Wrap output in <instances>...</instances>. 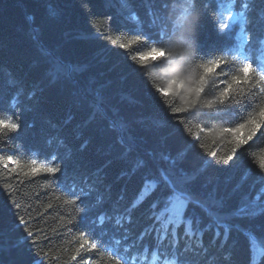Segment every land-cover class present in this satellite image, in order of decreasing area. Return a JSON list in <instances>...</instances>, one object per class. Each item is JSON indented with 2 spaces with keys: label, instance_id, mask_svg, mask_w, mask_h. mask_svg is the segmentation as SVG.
<instances>
[{
  "label": "trees",
  "instance_id": "trees-1",
  "mask_svg": "<svg viewBox=\"0 0 264 264\" xmlns=\"http://www.w3.org/2000/svg\"><path fill=\"white\" fill-rule=\"evenodd\" d=\"M181 3L197 17L190 36L194 62L237 55L239 22L230 21L227 37L215 27L231 5L233 15L245 11L249 20L245 56L264 64V45H252L264 10L259 0ZM183 7L169 5L164 25L157 0H0V121L19 125L0 135V161L12 156L28 172L9 173L0 164V264H82L80 256L72 259L81 233L98 245L82 253L89 264H115L114 253L123 255L126 246L116 240L127 233L128 244H139L156 227L144 242L158 243L171 211L159 220L151 217L178 201L188 207L170 231L179 235L185 264H264V214L250 218L239 212L264 205V122L258 119L250 136L249 128L239 137L223 132L246 123L260 100L248 108L208 109L203 101L218 92L210 78L200 102L190 107L160 83L159 54L146 55L152 47L164 48L170 13ZM200 45L223 51L204 56ZM164 169L173 179L190 180L192 203L179 195L165 200ZM154 202L161 207L153 210ZM148 264L163 261L149 253Z\"/></svg>",
  "mask_w": 264,
  "mask_h": 264
},
{
  "label": "snow or ice",
  "instance_id": "snow-or-ice-1",
  "mask_svg": "<svg viewBox=\"0 0 264 264\" xmlns=\"http://www.w3.org/2000/svg\"><path fill=\"white\" fill-rule=\"evenodd\" d=\"M157 2L163 5L162 11L164 12V16L162 18V23L167 25L169 20V5L172 6V10L175 9L177 5L183 7L181 0H157ZM259 3L264 4V0H259ZM190 6L191 4L190 0ZM249 3L245 2L243 7L245 10L249 8ZM215 11V10H213ZM183 13L185 16L189 14V8L183 7ZM135 19V16L133 17ZM230 21L232 23L239 22V46L236 49L237 55H233L231 61H225L221 56H215V58L207 59L206 62L200 63L201 67V78L199 85L196 87L195 95L190 96L188 100V105L190 107H195L200 102L201 94L205 92V85L208 83V80L215 79L217 82L218 92L213 98L207 99L203 101V105L208 109H212L214 105H239L241 108L252 107V101L257 99L260 100V107L258 112L253 109V113L248 116L246 123L239 124L235 128H224V133H234L237 137L241 130L245 128H249V136L256 131L259 127L258 119L261 122H264V64L257 65L253 59H250L245 56V44L249 43L248 37L245 35V25H249V20L246 19L245 11H240L233 15L231 13V5L228 8V14H221V18L218 23H215L216 30L218 34L225 35L227 37L228 30L230 29ZM257 22L259 23V31L253 30L252 36V45H264V10L259 12L257 17ZM250 27H255V25H250ZM136 40H139L140 37H135ZM198 51L202 53L204 56H208L215 51H223V49L209 48L204 50V46L200 45ZM159 54V58L162 60L165 59L167 53L164 51V48L152 47L151 50L146 53L147 56H151L155 59L154 54ZM241 57L238 60V67H236L234 72H228L227 68L233 62H237V58ZM158 91L163 92V95L168 96L170 93L165 89H157ZM19 125L15 122L9 121H0V135H3L7 132H15ZM203 131V129H202ZM14 164L15 167L9 169V164ZM3 168L8 170L9 173L20 171L24 175H28V172L24 171V166L18 161L14 160L12 156H8L5 160L0 161ZM31 171L36 173L38 171L37 161L32 160L30 162ZM49 172H55L57 169L55 168H47ZM164 175L160 176V184L165 189V200L173 195H179L182 200L187 199L189 203H192L190 198L193 196V192L190 187V180L186 178L184 175H178L176 179H173L170 175H168L167 169L162 170ZM7 187V185H5ZM161 203L154 202L152 204L153 210L159 209L161 207ZM195 204H199V201H195ZM19 207V205H16ZM188 204L182 203L180 201L177 202L174 208L168 209L166 206L164 211L160 212L159 216L153 214L151 218L156 220L160 219V216H163L165 212L171 211V216L167 218V223L162 225L163 235H158L155 239L157 242H144V236L150 235L152 232H158L159 229L156 227H152L149 230H146L139 238V244L133 241L131 244H128L129 236L125 233L120 239L116 240V244L119 246L122 243L126 246L123 248V255L119 254V250L114 253L115 264H148V254L154 253V259L159 258L163 261V264H185V261L182 259L181 248L179 246V235L173 230L170 231V226L175 219L177 223H179V217L184 214ZM83 211V209H82ZM240 214H246L250 218H255L258 215L264 214V205H262L258 210L254 209L249 211L247 208H241L239 210ZM196 223H200L199 220L195 221ZM19 223L21 225L25 224L23 217L19 218ZM105 223V218L101 217L100 224L101 227ZM226 228L229 225H224ZM116 227H122V222L117 220ZM202 229L201 231H204ZM33 233L29 231L27 233L28 237H31ZM173 237L172 241L169 242L165 246V241L168 237ZM217 236H219V232H217ZM80 239L82 243L80 247L76 250V256H73L72 259L75 260L77 256L81 257L82 264H89V261L85 259L82 253L90 252L93 249H97L98 245L95 242H89L88 234L81 233ZM225 240H227V236H225ZM35 243V242H34ZM132 249L137 250V255L132 254ZM188 246L185 245L184 251H187ZM144 253V260L141 262L139 259V254ZM171 256L172 259L169 261L168 257ZM33 264H41L40 260H36ZM226 264H230V261H226Z\"/></svg>",
  "mask_w": 264,
  "mask_h": 264
},
{
  "label": "clouds",
  "instance_id": "clouds-1",
  "mask_svg": "<svg viewBox=\"0 0 264 264\" xmlns=\"http://www.w3.org/2000/svg\"><path fill=\"white\" fill-rule=\"evenodd\" d=\"M197 17L185 16L183 12L170 13V36L165 43L167 56L159 70L160 83L176 91L177 95L188 104L190 96L201 78L199 62L193 61V42L190 39Z\"/></svg>",
  "mask_w": 264,
  "mask_h": 264
}]
</instances>
